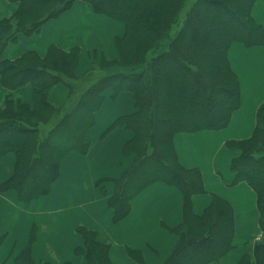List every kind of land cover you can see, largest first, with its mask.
Instances as JSON below:
<instances>
[{
    "label": "trees",
    "instance_id": "obj_1",
    "mask_svg": "<svg viewBox=\"0 0 264 264\" xmlns=\"http://www.w3.org/2000/svg\"><path fill=\"white\" fill-rule=\"evenodd\" d=\"M18 9L0 19V81L9 90L32 85V103L7 98L0 105V152L17 156L14 174L0 183L2 191L14 189L21 201L48 194L60 176L61 164L72 151L86 152V135L96 120L107 87L113 96L132 91L136 111L117 118L108 128L124 127L133 137L124 146L134 158L114 179L115 191L108 204L113 219H124L132 200L155 182L178 187L184 196V221L176 231L186 241L173 264H208L234 248V210L214 195L204 213L192 210V196L205 191L202 171L188 168L179 159L174 136L179 132L221 129L229 125L241 105L240 81L228 52L234 42L264 44V26L253 16L257 0H86L96 12L125 23L116 38L119 58H104L117 72L95 69L76 75L78 46L65 50L52 44L46 55L29 50L16 59L2 57L5 48L20 34L40 32L44 24L69 9L76 0H10ZM70 88L67 103L49 98L52 87ZM237 154L230 167L233 183L246 181L257 194L259 224L264 230V101L257 111L250 137L229 140ZM76 231L84 242L77 252L87 264H114L110 245L95 230L80 225ZM31 240L36 237L33 230ZM4 237L0 236V245ZM31 243L15 258V264L36 263ZM238 264H264V241H256Z\"/></svg>",
    "mask_w": 264,
    "mask_h": 264
},
{
    "label": "crops",
    "instance_id": "obj_2",
    "mask_svg": "<svg viewBox=\"0 0 264 264\" xmlns=\"http://www.w3.org/2000/svg\"><path fill=\"white\" fill-rule=\"evenodd\" d=\"M0 5L4 6L0 7L1 19L11 16L19 2L0 0ZM252 13L264 26V0L256 1ZM124 27L106 14L96 12L86 0H76L61 15L49 19L40 32L20 34L16 42L5 48L2 57L16 59L29 50L44 56L52 44L65 50L79 46L76 75L80 76L93 69L97 53L98 61L102 56H119L116 38L124 34ZM84 50L86 60L92 65L87 69L80 67ZM228 56L242 92L241 105L233 112L229 125L179 132L174 136L180 162L202 171L205 191L192 196L194 213H204L215 194L227 200L234 210L235 246L208 264H238L246 252L253 250L256 241H264L257 194L246 181L233 183L235 172L230 164L237 152L226 145L229 140L250 137L255 128L257 111L264 101V44L248 46L234 42ZM122 91L115 98L104 99L86 135L90 143L88 151L74 150L65 157L60 176L48 194L24 202L16 190L0 189V236L4 237L0 264H15V258L30 242L36 263L87 264L84 253L77 252L84 242L76 231L80 225L95 230L98 240L110 245L109 256L114 264L174 263L176 253L186 241V235L176 231L185 217L184 196L178 187L162 182L151 184L133 198L131 211L118 222L114 221L113 209L108 204L109 196L115 191V183L109 181L119 177L134 158L133 154L124 153L133 132L120 126L108 130L117 118L136 111L134 98ZM69 94L68 86L58 83L52 87L49 98L62 105ZM8 95L12 100L31 102L32 86L27 83L9 90L0 81L1 106H5ZM16 162V153L0 152V183L14 174ZM76 206L80 208L78 212H67ZM34 229L36 237L32 241Z\"/></svg>",
    "mask_w": 264,
    "mask_h": 264
},
{
    "label": "rangeland",
    "instance_id": "obj_3",
    "mask_svg": "<svg viewBox=\"0 0 264 264\" xmlns=\"http://www.w3.org/2000/svg\"><path fill=\"white\" fill-rule=\"evenodd\" d=\"M0 7L2 8V7H4L3 5H0ZM93 7V6H92ZM94 9V8H93ZM100 13V12H99ZM104 14V13H103ZM106 16H109V15H107L106 14ZM110 17V16H109ZM111 18H113V17H111ZM114 20H116L118 23H120L121 25H123V27H124V25H125V23L124 22H122V21H120V20H117V19H115V18H113ZM124 23V24H123ZM126 28V25H125V27H124V29ZM124 33H125V31H124ZM79 47V46H78ZM116 47H117V45H116ZM79 49H80V47H79ZM117 50H118V48H117ZM118 54H119V51H118ZM80 55V54H79ZM98 55H100L99 53H97V60H95L94 61V67H93V69H95V76H98V75H100V74H102V72H101V69L102 70H104V71H111V70H113V69H120L121 68V65H119V64H115V65H112V66H109V64H107L105 61H104V58H107V57H104V56H102L101 57V59L98 61ZM120 55V54H119ZM83 57H84V60H83V62H82V64H81V69H87V68H89L90 66H92L91 65V63H90V61L89 60H86V51L84 50V52H83ZM119 58V56L117 57V58H107V59H110V60H116V59H118ZM80 61V60H79ZM90 69H88V70H86V71H84L83 72V74L82 75H80L79 77H83L88 71H89ZM3 86V85H2ZM32 86V85H31ZM68 86V85H67ZM6 88V87H5ZM69 88V87H68ZM7 89V88H6ZM70 89V88H69ZM115 91H114V88L112 87V86H109V87H107V89L105 90V98L107 97V99L111 96L112 98H115V96H113V93H114ZM122 92H124L125 93V95H131L132 96V100H133V98H134V94H133V92L131 91H128V90H125V91H122ZM132 93V94H131ZM49 94H50V92H49ZM119 94V93H118ZM32 97H33V95H32ZM117 97V96H116ZM126 96H124V98H125ZM7 98H10L11 99V97H9V95H8V97ZM123 98V99H124ZM6 101H7V99H6ZM14 101V103H18V102H23V101H21L20 99H18V100H13ZM106 101V100H105ZM104 101V102H105ZM134 101H135V98H134ZM24 103H29V104H31L32 103V101L31 102H24ZM67 103V101L65 102V104ZM101 121V120H100ZM109 182H111L112 183V185H114V181L112 180V181H109ZM109 182H107L106 183V189H108L109 188ZM89 198H90V196H89ZM80 210V208L79 207H72V208H69V209H67V212L69 213V212H71V213H76V212H78ZM51 230V229H50ZM1 263V262H0Z\"/></svg>",
    "mask_w": 264,
    "mask_h": 264
},
{
    "label": "bare ground",
    "instance_id": "obj_4",
    "mask_svg": "<svg viewBox=\"0 0 264 264\" xmlns=\"http://www.w3.org/2000/svg\"><path fill=\"white\" fill-rule=\"evenodd\" d=\"M263 68H264V64H263Z\"/></svg>",
    "mask_w": 264,
    "mask_h": 264
}]
</instances>
